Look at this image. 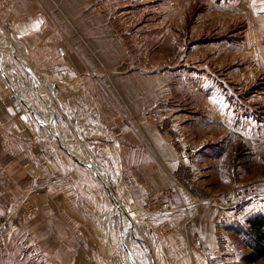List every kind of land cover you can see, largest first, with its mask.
<instances>
[{
    "label": "crops",
    "instance_id": "1",
    "mask_svg": "<svg viewBox=\"0 0 264 264\" xmlns=\"http://www.w3.org/2000/svg\"><path fill=\"white\" fill-rule=\"evenodd\" d=\"M154 1L0 0V31H5L19 49L9 57L3 51L5 47L0 45V67H13L27 81L18 86L11 72L5 74L0 69V218L8 216V220L15 217L24 221L21 226H1L0 264H15L14 256L24 263L25 254H36L33 257L39 262L41 256L38 254H47V258L42 257L46 259L42 264H109L106 247L96 242L100 234L92 217V202L83 194L78 195L72 180V165L56 155L43 132L50 128L45 122L46 112H52L54 123L57 118L75 122L87 140L85 131L93 124L96 139L87 146L96 150L97 160L106 162L108 184L116 189L122 203L135 215V224H142L155 236L164 258L159 260L161 264H209L195 238L201 235L210 252L216 251L217 227L223 212L208 209L199 220L201 225L188 232L182 228V223L188 218L184 211L193 207L192 204L185 206L190 202L189 198L175 199L179 209L172 212L175 214L172 219L144 208L150 193L161 194L171 185L169 174L178 166L177 146L168 130L177 129L182 144L195 143L191 142L184 122L178 118L181 105L169 102L175 92H182V89L171 88V83L206 79L204 95L200 89L191 92L193 96L208 98L204 116L200 119L198 112L191 115L192 128H196L198 119L206 120L207 130L216 128L224 133L223 144L230 141L233 127L238 128L233 122L241 120L242 116L238 118L225 102L216 100L221 90L215 87L216 77L207 79L208 75L190 74L185 68L151 76L141 72L117 73L116 67L124 55L121 50L131 45L122 40L119 30L104 24L101 18L105 15H99L94 4L101 2L104 7L106 3L108 17L119 20L125 17L129 27L125 26L124 32L133 35L129 38L132 42H135L136 33L131 27L135 24L134 18H141L140 23L148 21L153 14L166 18L159 29L161 45L179 51L187 47L188 40L175 34L184 32L185 17L192 12L190 6L194 2L206 5L205 11L198 15L195 35L199 36L205 29H217L218 21L223 32L237 23L246 22L251 26L250 32H259V39L264 41V0H162L167 2L166 8L156 10L149 6ZM136 4L144 6L142 11L137 12ZM218 15L219 18H215ZM66 17L76 18L75 28L63 23L62 19ZM83 17L91 18L88 27L84 25ZM227 18L229 20L224 22ZM91 24L96 25L91 27ZM169 26L174 28L170 30ZM90 50L96 51L95 58ZM196 56L193 54L192 58ZM184 57V52L177 53L178 60L183 62ZM255 59L257 64L264 66V55L255 56ZM211 79L214 83L209 82ZM37 80L44 105L37 104L31 109L23 102H12L15 91L22 93L25 84L30 88H25L22 96L29 101L36 100L37 92L31 88V82ZM62 82L64 94H59L56 89L57 99H54L50 85L59 88ZM219 82L223 84L224 80ZM182 115L185 121H190L186 113ZM64 123L66 128L72 126L67 121ZM76 142L83 156L80 141L77 139ZM26 202L31 206H26ZM236 207L221 209L227 210L224 211L227 215H234ZM238 215L245 214L241 211ZM167 219L172 226L179 225L170 234L160 232L156 227ZM114 246L112 238L111 248ZM124 249L136 262L148 264L134 245L129 250L124 243Z\"/></svg>",
    "mask_w": 264,
    "mask_h": 264
},
{
    "label": "rangeland",
    "instance_id": "2",
    "mask_svg": "<svg viewBox=\"0 0 264 264\" xmlns=\"http://www.w3.org/2000/svg\"><path fill=\"white\" fill-rule=\"evenodd\" d=\"M166 3V1L155 0L149 6L156 10L155 8H166ZM136 5L137 12L142 11L141 8H144V6H141L142 4ZM94 7L99 15H105L101 18L104 20V24H110L115 30H119L120 32L118 31V33L122 40L126 44L131 45L130 48L121 50L124 55L121 56V63L116 67L115 71L117 73L129 75L141 72L151 76L167 74L168 72L174 73L185 68L190 74H206L208 75L207 79L211 76L216 77L217 84L215 87L221 90L219 97L217 96V99H215L219 103L224 104L225 102L229 110L238 118L242 116V121L239 118V121L233 122V125L238 128L233 127L231 137H229L230 141H227V145L223 144L224 133L216 128L207 130V121L200 120L205 111L204 105L208 98L205 96H193L194 93H191L193 90L200 89L202 95H204V81L206 79L202 81H179L184 86L181 83H176V81L170 82L171 88H174V90L182 89V92L179 93V90L177 93L175 92L169 102L173 105L180 104L184 106H180V111H178L180 116L178 118L184 122L191 142L196 144H182L180 132L177 129L168 130L177 146L179 154L178 166L170 172L171 185L164 192L161 194L150 193L147 196L144 204L145 210L163 214L168 216V219H172L175 216L172 212H177L179 209L175 199L179 197L189 198L190 202H187L185 206L192 204L193 207L188 211H184V213H187L185 216L187 215L188 218L186 222L182 223V228L190 232L201 225L199 220L204 212H207L208 209H217L223 214H221L217 227L216 251L210 252L201 235L195 238L198 240V247L206 257L207 262L209 264H264V258L254 263L245 261V257L251 252L247 245L250 236L246 230V222L256 214H264V66L255 62V56L261 57V54L262 56L264 55V41L259 39V32H250L251 26L246 25V22L237 23L228 28L227 32H223L220 29L221 22L218 21L217 29L215 27L209 30L205 29L206 31H202L199 36L195 35L194 28L199 19L198 15L205 11L206 5L194 2L190 6L192 12L185 17L184 32L175 34L181 37L184 36L188 40L187 47L179 50L185 53L184 61L182 62V59L178 60L176 58L177 53H179L177 48H167L161 45L162 39L160 38L161 31L159 29L164 23L162 21L166 20V18L153 14L152 17H148V21L141 23V18L138 16L134 18L135 24L133 26L130 25L136 31L135 42H132L133 39L129 38L133 35L124 32L125 26L129 27V25H126L127 19L125 17L122 16L120 20L112 16L108 17L109 12L106 3L103 7L101 2H96ZM215 18H219V15ZM89 19L91 18H82L86 27L89 26L87 24ZM75 20L76 18L70 17L62 19L63 23L72 28L76 27ZM225 20L229 19H224V22ZM95 25L91 24V27H95ZM173 28L169 26L170 30ZM4 34L8 36L14 46L13 48H3L4 53L11 57L13 56L12 54L18 53L19 49H16V44L5 31ZM138 45H142V47ZM92 51L90 50L95 58L97 56L96 51ZM193 54L198 56L192 58ZM185 61L187 62L186 65H184ZM55 72H61V70H56ZM61 73L63 74V72ZM21 78H23L22 75ZM221 79L224 80L223 84L219 82ZM23 81L27 82L24 78ZM209 82L214 83L212 79ZM50 86L53 88L51 94L54 99H57V92L64 94V82L61 83L59 88ZM189 96H191L190 99L188 98ZM41 103L44 105L42 99ZM122 106L126 107L125 104H122ZM195 112H198L201 116L198 119L196 128H192L191 115ZM183 113L188 115V120L190 121H185L186 118L183 115L181 116ZM139 119L141 117L138 115L137 120ZM64 121L72 124V126L66 128ZM64 121L57 118L55 125L58 128L64 126L80 141L83 156L87 162L96 161L105 167L104 164L106 162L104 160L96 159V150L87 146V143L96 139L93 134L96 131V129L92 128L93 124H90L89 129L85 131L88 135L87 140V138L82 137L79 125L75 122L71 123L68 119H64ZM187 122L191 123V125ZM85 126L86 124L83 125V127ZM43 132L46 134V139L51 143L56 155L62 156L72 165V180L78 195L83 194L82 196L88 197L92 202V217L100 234L98 237L99 241L97 240L96 242L106 247L108 251L106 262L109 264H125L123 260V253L126 251L124 243L128 237L140 257H143L148 264H161L164 258L162 259V249L159 248L160 245L156 242L155 236L142 224H138L139 226L135 224V215L129 212L128 207L122 203V198L116 189L109 184L112 192L115 193L114 195L118 197L116 199L128 210L132 218L134 225L132 232L128 228L130 226V224L128 225V217L115 205L104 184L96 178L94 172L73 160L60 147L50 128L43 130ZM190 150L194 151L193 160L188 156ZM26 203V206H31L30 202ZM221 207H236L237 210L234 215H227L226 212L228 211L221 209ZM224 211L226 212L224 213ZM241 211L245 215L240 217L238 214ZM115 214L119 216H114ZM231 216L236 220H233ZM168 219L163 223L159 222V226L156 225L160 232L163 230L165 234H170L179 227V225L172 226L171 221ZM23 222L15 217L10 220H8V216L1 217L0 237L3 224L21 226ZM112 238L115 243L113 249L111 248ZM82 240H86V238L82 237ZM25 255L24 263L20 261V258L18 260L17 256H14L13 261H15V264H42L46 260L42 257L45 256L47 258V254H38L41 256L39 262L33 257L36 254ZM138 264H140L139 260Z\"/></svg>",
    "mask_w": 264,
    "mask_h": 264
},
{
    "label": "bare ground",
    "instance_id": "3",
    "mask_svg": "<svg viewBox=\"0 0 264 264\" xmlns=\"http://www.w3.org/2000/svg\"><path fill=\"white\" fill-rule=\"evenodd\" d=\"M0 45H2L5 48H7V47L12 48V44L8 40L6 34H4L1 31H0ZM0 54H1V52H0ZM51 113H49V112L45 113V115L47 116V121H45V122L49 125L52 135L54 137H59L62 140L63 145H65L68 148H70V150L74 153V155H76L82 162H85V163L89 164V162H87V160L81 154V149H80L79 145L76 142L77 139L73 136V134L70 131L65 129L64 126H61V127L58 128L55 125L54 121L52 120ZM91 170L94 172L93 169H91ZM115 196L117 197V195H115ZM136 219H137V216H136ZM130 222L131 221L128 218V225L130 224ZM125 244L130 250L131 246H132V241L128 237L125 240ZM123 260H124L125 264H138V262H136L135 260L132 259V257L130 256L128 251H125L123 253Z\"/></svg>",
    "mask_w": 264,
    "mask_h": 264
},
{
    "label": "trees",
    "instance_id": "4",
    "mask_svg": "<svg viewBox=\"0 0 264 264\" xmlns=\"http://www.w3.org/2000/svg\"><path fill=\"white\" fill-rule=\"evenodd\" d=\"M246 230L250 236L247 245L251 252L245 257V261L254 263L264 258V214H256L249 218Z\"/></svg>",
    "mask_w": 264,
    "mask_h": 264
},
{
    "label": "water",
    "instance_id": "5",
    "mask_svg": "<svg viewBox=\"0 0 264 264\" xmlns=\"http://www.w3.org/2000/svg\"><path fill=\"white\" fill-rule=\"evenodd\" d=\"M56 140L58 141V144L60 145V147L73 159L75 160L77 163L83 165L84 167L86 168H90V169H93L95 170L94 171V175L96 176V178L104 184L110 198L115 202L116 206L119 208L120 211H122L124 213V215H126L129 219H130V226H128L129 228V231L132 232L133 228H134V225H133V221H132V218L130 217V214L128 213V211L126 210V208L119 203V201L116 199L114 193L112 192L109 184H108V181L106 179L107 177V174H108V171L107 169L98 164L96 161H91L89 164L85 163V162H82L78 157H76L72 152L71 150L67 149L63 143H62V140L59 138V137H55Z\"/></svg>",
    "mask_w": 264,
    "mask_h": 264
},
{
    "label": "built area",
    "instance_id": "6",
    "mask_svg": "<svg viewBox=\"0 0 264 264\" xmlns=\"http://www.w3.org/2000/svg\"><path fill=\"white\" fill-rule=\"evenodd\" d=\"M0 69H1V72L5 73V74H7L8 71L11 72L13 74L14 79L16 80V83L18 84V86H20L24 82L23 78H21V75L19 74V72L17 70H13V67H11V66H3L2 68L0 67ZM32 87L37 92L35 94L36 95V100L29 101V100H27V98L22 96L23 92L25 91V88L26 89L30 88V86L27 88L26 85H25V88L22 87V93H21V90H19L20 92H18V93L15 91V94L12 96V102L14 104H20V102H23V104L27 105V107H29L31 109L34 108V106H37V104H42L41 103V97H42L41 95H42V93H40L39 80H37L35 83H31V88ZM188 156H189V158L191 160H193L194 159V151L190 150L189 153H188ZM260 196H262V195H260Z\"/></svg>",
    "mask_w": 264,
    "mask_h": 264
}]
</instances>
